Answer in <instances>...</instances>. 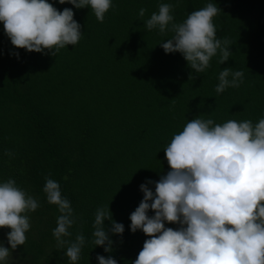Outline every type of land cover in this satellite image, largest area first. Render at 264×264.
Wrapping results in <instances>:
<instances>
[{
    "label": "trees",
    "instance_id": "16d2710c",
    "mask_svg": "<svg viewBox=\"0 0 264 264\" xmlns=\"http://www.w3.org/2000/svg\"><path fill=\"white\" fill-rule=\"evenodd\" d=\"M48 2L73 10L82 33L77 45L55 55L28 52L11 44L0 23V181L14 179L40 204L28 213L25 245L11 252L10 264H68L67 246L58 250L52 236L60 213L46 200V178L59 183L77 217L67 239L85 236L78 264H97L98 254L132 264L149 237L129 231V216L143 199L139 186L170 170L164 148L173 135L197 117L218 124L264 117V0H113L103 23L88 7ZM209 2L221 9L216 35L232 42V56L222 64L213 57L196 75L180 53L160 46L173 33L149 31L145 22L160 3L175 5L174 22L181 23ZM225 67L243 71L244 80L217 94ZM107 205L124 225L121 235L110 233V253L91 242L95 211ZM9 231L0 228L5 247Z\"/></svg>",
    "mask_w": 264,
    "mask_h": 264
},
{
    "label": "clouds",
    "instance_id": "9594fccd",
    "mask_svg": "<svg viewBox=\"0 0 264 264\" xmlns=\"http://www.w3.org/2000/svg\"><path fill=\"white\" fill-rule=\"evenodd\" d=\"M57 2L76 9L88 7L101 23L113 7V0ZM174 7L160 3L145 22L149 31L173 33L159 43L165 54L180 53L196 75L207 71L213 57H219V64L228 61L232 42L217 38L214 24L220 8L209 2L176 23ZM145 11L141 8L138 15L143 17ZM73 17L71 8L58 11L48 0H0V23L6 36L13 46L28 52L49 50L55 55L67 45H77L81 25ZM243 80V71L225 67L219 72L215 92L238 88ZM164 153L170 170L158 182L147 180L139 186L143 199L129 216V231L140 230L149 237L132 264H264V117L255 124L251 120L218 124L197 117L173 135ZM149 184H154V191ZM43 192L60 213L52 230L56 248L67 246L68 264H78L86 240L82 233L67 239L77 222L71 202L51 178H46ZM39 206L14 179L0 181V228L10 229L8 247L0 242V264H10L11 252L25 245L31 227L28 213ZM149 210L154 215L149 216ZM166 223L178 227H165ZM92 228V244L103 247L105 253L113 251L110 233L124 232V225L112 220L108 205L96 209ZM96 261L117 264L111 256L99 254Z\"/></svg>",
    "mask_w": 264,
    "mask_h": 264
}]
</instances>
